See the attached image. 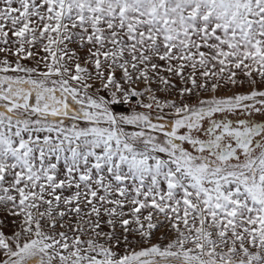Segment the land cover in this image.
I'll return each instance as SVG.
<instances>
[{"label":"snow or ice","instance_id":"obj_1","mask_svg":"<svg viewBox=\"0 0 264 264\" xmlns=\"http://www.w3.org/2000/svg\"><path fill=\"white\" fill-rule=\"evenodd\" d=\"M0 264H264V0H0Z\"/></svg>","mask_w":264,"mask_h":264}]
</instances>
